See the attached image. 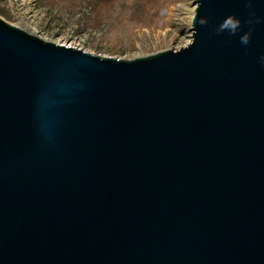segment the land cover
Wrapping results in <instances>:
<instances>
[{"label":"water","instance_id":"1","mask_svg":"<svg viewBox=\"0 0 264 264\" xmlns=\"http://www.w3.org/2000/svg\"><path fill=\"white\" fill-rule=\"evenodd\" d=\"M193 2L132 59L0 18V264H264V0Z\"/></svg>","mask_w":264,"mask_h":264},{"label":"rangeland","instance_id":"2","mask_svg":"<svg viewBox=\"0 0 264 264\" xmlns=\"http://www.w3.org/2000/svg\"><path fill=\"white\" fill-rule=\"evenodd\" d=\"M194 0H121L99 29L84 26L87 7L44 0H0V18L57 45L117 59L177 50L191 39ZM125 11V12H123Z\"/></svg>","mask_w":264,"mask_h":264},{"label":"trees","instance_id":"3","mask_svg":"<svg viewBox=\"0 0 264 264\" xmlns=\"http://www.w3.org/2000/svg\"><path fill=\"white\" fill-rule=\"evenodd\" d=\"M48 4L63 9H72L76 6L87 7L86 14L81 13L82 23L94 29H99L115 13L116 5L121 0H44ZM125 12V11H123Z\"/></svg>","mask_w":264,"mask_h":264},{"label":"clouds","instance_id":"4","mask_svg":"<svg viewBox=\"0 0 264 264\" xmlns=\"http://www.w3.org/2000/svg\"><path fill=\"white\" fill-rule=\"evenodd\" d=\"M193 19H195V14H193ZM204 21H201L203 23ZM248 23L251 25L253 23L252 20L244 21V23ZM259 22V21H257ZM218 32H227L230 35L236 36L238 33H241L242 31V26H241V20L240 18H233L232 16H229L225 18L217 28ZM250 39V33L245 34L242 32V34L239 35V42L241 45H248ZM258 63L262 66H264V54L260 55L258 58Z\"/></svg>","mask_w":264,"mask_h":264}]
</instances>
